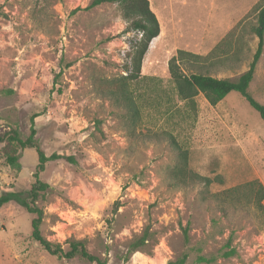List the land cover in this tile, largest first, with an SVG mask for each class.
Wrapping results in <instances>:
<instances>
[{
	"label": "rangeland",
	"instance_id": "374dc122",
	"mask_svg": "<svg viewBox=\"0 0 264 264\" xmlns=\"http://www.w3.org/2000/svg\"><path fill=\"white\" fill-rule=\"evenodd\" d=\"M91 1L0 0V90H12L0 95V132L26 138L34 118L46 154L74 159L50 160L40 173L49 184L38 201L42 234L65 247L85 239L109 264H167L184 251L186 264H208L198 254L216 255L212 264H264V214L243 196L237 205L222 202L175 175L185 150L188 170L215 180L210 192L252 179L264 185V121L237 91L215 105L200 93L193 107L169 73L180 49L212 54L181 62L186 73L245 72L264 0H149L163 34L127 86L132 103L116 82L142 33L123 32L129 21L120 4L87 9ZM249 90L264 104V50ZM15 152L20 167L7 161ZM38 162L36 148L0 142V196L30 189ZM32 218L14 201L0 208V264H95L48 253L31 236ZM148 225L154 253L136 251L125 261L129 242ZM230 236L238 255L223 258Z\"/></svg>",
	"mask_w": 264,
	"mask_h": 264
},
{
	"label": "trees",
	"instance_id": "16d2710c",
	"mask_svg": "<svg viewBox=\"0 0 264 264\" xmlns=\"http://www.w3.org/2000/svg\"><path fill=\"white\" fill-rule=\"evenodd\" d=\"M118 3L120 4L124 18L129 21L128 26L123 32L140 31L141 38L137 39L134 43V49L131 56V63L125 66L126 75H122L117 80V90L132 103V98L127 95V86L129 82L138 79L141 75L142 62L149 49L150 43L153 38L160 34V23L156 13L150 7L149 0H92L87 6V9L94 8L102 4ZM257 24L254 32L258 37L257 49L254 58L250 63L249 68L239 75L237 78L224 77L220 78L209 73L201 71L186 73L182 67L181 62L193 61L195 63L208 59L212 54L206 56L189 52L180 49L177 55H174L169 60V73L173 79L178 96L182 99L188 100L193 107L196 106L195 97L203 93L210 104H217L223 100L230 92L237 91L241 93L249 104L255 108L264 121V104L259 102L250 92V84L254 79L257 63L264 50V4L257 6ZM10 89L0 90L2 93H10ZM135 103V102H133ZM136 104V103H135ZM138 107H134V115H138ZM37 130L34 126V118H32L31 132L23 138L16 129H10L5 132H0V142L11 141L17 144L20 148L32 147L36 148L39 156V162L36 166L34 177L35 181L31 188L25 191H4L0 196V208L6 203L14 201L26 208L33 214L32 218V238L40 243L42 247L50 254L66 260L80 259L84 262L95 264H109L105 259L100 258L98 255L93 254L87 247L85 239H69L67 247L59 242H52L47 239L41 231L43 221V209L39 206L38 201L45 195L49 188V184L40 179V173L45 170L46 163L50 160L65 158L69 161L74 159L70 156H63L59 153H52L47 155L44 149L39 144L36 138ZM178 145V144H177ZM20 153H10L7 156V161L16 167H20ZM181 165L176 169L175 175L182 183H188L190 180L199 182L202 185L204 193H210L212 197L223 201H228L230 204L237 205L240 203L241 196L249 199L248 202L253 204L260 212L264 214V185L258 179H252L243 184L229 187L217 192H210V185L215 181L213 178L201 176L198 173L192 172L187 168L188 152L180 150ZM216 179L222 183L221 176ZM183 227L184 240L186 245L191 243L189 234V226ZM155 232L151 230L148 225L141 233L134 235L128 244L127 251L123 254V259L127 261L130 256L136 251H143L152 255L157 243L155 239ZM225 246L227 250H222L221 257L230 258L238 255L236 247L232 246L231 236L229 237ZM189 258V252L184 251L182 254L167 261V264H186ZM217 256H206L203 254L197 255V261L200 263L212 264L216 261Z\"/></svg>",
	"mask_w": 264,
	"mask_h": 264
},
{
	"label": "bare ground",
	"instance_id": "6f19581e",
	"mask_svg": "<svg viewBox=\"0 0 264 264\" xmlns=\"http://www.w3.org/2000/svg\"><path fill=\"white\" fill-rule=\"evenodd\" d=\"M152 8V7H151ZM163 33L162 32H160V34L157 36V37H155V38H153V40H152V43L154 44L155 43V41L162 35ZM161 38V37H160ZM153 44H152V46H153Z\"/></svg>",
	"mask_w": 264,
	"mask_h": 264
}]
</instances>
